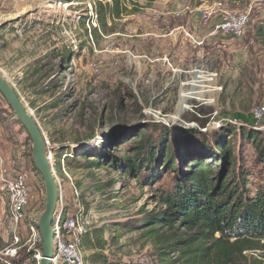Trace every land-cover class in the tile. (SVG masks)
<instances>
[{
  "label": "rangeland",
  "instance_id": "rangeland-1",
  "mask_svg": "<svg viewBox=\"0 0 264 264\" xmlns=\"http://www.w3.org/2000/svg\"><path fill=\"white\" fill-rule=\"evenodd\" d=\"M205 1L188 0L187 5L184 0H138L136 12L129 4V15L93 31L97 23L88 21L95 19L96 0H0V73L51 150L65 149L51 151L55 158L68 149L76 156L62 166L71 179L58 162L54 175L62 185L67 212L83 209L90 221L82 244L85 264H165L156 241L132 228L145 214L159 210L155 189L172 184L176 174L164 169L152 188L143 187L110 166L89 165L96 159L83 155L93 153L108 163L135 155L140 145L158 149L164 128L171 130V137L178 128L189 140L195 133L212 136L229 125L264 133V119L253 118L254 109L264 106V39L258 31L264 30V4L240 1L242 10L252 15L241 39H207L199 47L186 40V32L207 34L211 27L196 25L191 14L175 13L185 7L197 13ZM232 48L235 56L229 52ZM32 147L0 93V187L3 178L25 175L32 198L17 229L9 197L0 191V264H7L5 253L16 234H21L23 245L31 239L30 227L38 229L45 210V184ZM238 148L233 146L234 155ZM253 155L245 154L251 164ZM262 167L254 169L256 184L264 181ZM115 223L123 228L116 231ZM36 235L31 249L37 250L36 257L28 264H39V230ZM21 251L22 256L29 253L28 246L21 247L19 255Z\"/></svg>",
  "mask_w": 264,
  "mask_h": 264
},
{
  "label": "trees",
  "instance_id": "trees-1",
  "mask_svg": "<svg viewBox=\"0 0 264 264\" xmlns=\"http://www.w3.org/2000/svg\"><path fill=\"white\" fill-rule=\"evenodd\" d=\"M96 1L95 19L88 21L97 23L93 31L105 30L110 21L129 15V4L134 12L139 6L138 0ZM63 56L58 55L65 62L67 57ZM170 132L163 129L158 149L155 146L151 150L148 143L140 145L135 155L113 158L108 163H101L93 153L83 155V159L94 157L96 161L89 165L110 166L143 187L152 188L165 174L164 169L176 174L172 184L155 189L154 202L159 210L148 212L132 228L145 239L156 241L161 262L264 264V181L256 184L254 178V169L264 167V133L229 125L212 136L195 133L189 140L178 128L173 131L175 137ZM236 145L239 148L234 155ZM247 151L254 153L252 164L245 157ZM67 152L76 157L71 153L74 150ZM262 171L260 175L264 168ZM114 226L116 231L123 228L119 223ZM33 252L22 256L21 251L16 263H26L35 255Z\"/></svg>",
  "mask_w": 264,
  "mask_h": 264
},
{
  "label": "built area",
  "instance_id": "built-area-1",
  "mask_svg": "<svg viewBox=\"0 0 264 264\" xmlns=\"http://www.w3.org/2000/svg\"><path fill=\"white\" fill-rule=\"evenodd\" d=\"M254 3L261 7L264 4V0H254ZM195 11L185 7L181 11L175 13L177 17L185 16L186 14H193ZM200 23L204 26L213 27L214 36H230L236 39L242 38L249 25L252 22V15L249 10L245 12L238 11H228L225 10L223 2H208L205 3L197 11ZM264 27V23L262 24ZM253 118L257 122L264 119V106H260L254 109ZM45 139L46 147L49 150V161L55 174V167L62 168L65 165L67 159H72L71 154L64 153L61 154L59 160L56 159L51 152V143L48 139ZM60 169V168H59ZM63 170V168H62ZM60 171V170H59ZM64 173L67 175L65 170ZM67 177L71 179L68 175ZM59 185V201L56 214L54 216L53 230L55 233L54 237V258L52 259V264H85V260L82 254V244L85 235L89 232L90 221L84 215V210L77 214H69L67 212V207L63 199V188L59 179L55 176ZM0 191L3 194L8 195L10 200V215L12 221L15 223L16 228L24 219L25 212L30 206L32 198L28 185V180L25 175L19 174L12 180H2ZM20 230V229H19ZM37 227H30L31 239L25 243L28 246L29 251L35 245L33 243L34 238L37 236ZM32 232V233H31ZM35 242V241H34ZM32 245H29V244ZM19 234L14 237V242L11 248L7 249L5 255L7 259V264H19L16 263L19 259L20 248L24 246ZM37 251V250H36ZM41 251H38L37 260L40 262ZM34 257H36L34 255ZM20 264H28L20 263Z\"/></svg>",
  "mask_w": 264,
  "mask_h": 264
},
{
  "label": "water",
  "instance_id": "water-1",
  "mask_svg": "<svg viewBox=\"0 0 264 264\" xmlns=\"http://www.w3.org/2000/svg\"><path fill=\"white\" fill-rule=\"evenodd\" d=\"M0 93L16 115L18 121L24 126L29 137L31 138L32 156L36 169L43 178L46 189V205L45 210L39 220L38 230L42 238L41 260L39 264H52L54 258V237L53 230L54 216L58 208L59 201V185L53 173L50 161L49 150L46 147L45 139L42 131L29 113L26 106L21 101L18 93L9 84V82L0 73ZM81 145H76L79 147ZM59 149H50L57 152Z\"/></svg>",
  "mask_w": 264,
  "mask_h": 264
},
{
  "label": "crops",
  "instance_id": "crops-1",
  "mask_svg": "<svg viewBox=\"0 0 264 264\" xmlns=\"http://www.w3.org/2000/svg\"><path fill=\"white\" fill-rule=\"evenodd\" d=\"M185 1H186L185 4L188 5V0H184V2H185ZM201 1H202V0H201ZM230 4H231V6H229ZM230 4H229V3H224L225 10L232 11V12H234V11L245 12V11L248 10L247 8H245V10H242V8L240 7V6H241L240 1H239V2H231ZM176 6L179 7V3H178V2H177V4H176ZM176 6H175V7H176ZM229 7H230V8H229ZM196 8H198V7H196ZM196 8H195V9H196ZM230 9H232V10H230ZM191 15H192V17L195 18L196 25L198 24V22L200 23V20H199V17H198V15H197V13H193V14H191ZM253 21H254L255 24H256V21H257V20L254 19ZM209 27H211V28H210L211 31L208 32L207 34L191 32L190 30H189V32L187 31V32H186V36H187V37H186V40H188L190 43L194 44L195 46H199V47H201V46L205 43V41H206L207 39H211V40H219L220 42H224V43H228V42L232 41L231 39H233V40H238V39L233 38V37H230V36H214V35H213V27H212V25H210ZM189 29H190V28H189ZM258 31H259V34L261 35L262 39H264V30H263L261 27H258ZM229 38H230V39H229ZM240 39H241V38H240ZM229 52H230L231 55H233V56H235L236 53H237V51H236L235 48L230 49Z\"/></svg>",
  "mask_w": 264,
  "mask_h": 264
},
{
  "label": "bare ground",
  "instance_id": "bare-ground-1",
  "mask_svg": "<svg viewBox=\"0 0 264 264\" xmlns=\"http://www.w3.org/2000/svg\"><path fill=\"white\" fill-rule=\"evenodd\" d=\"M201 77H202V75L199 76L198 79H201ZM198 83H199V82L197 81V82H196V85H195L196 88H199V87H200Z\"/></svg>",
  "mask_w": 264,
  "mask_h": 264
}]
</instances>
